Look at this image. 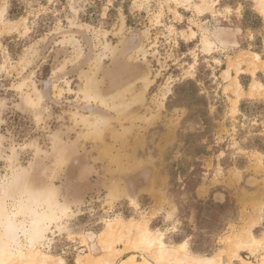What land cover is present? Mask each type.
<instances>
[{
  "label": "rangeland",
  "instance_id": "1",
  "mask_svg": "<svg viewBox=\"0 0 264 264\" xmlns=\"http://www.w3.org/2000/svg\"><path fill=\"white\" fill-rule=\"evenodd\" d=\"M261 9L0 0V264H264Z\"/></svg>",
  "mask_w": 264,
  "mask_h": 264
},
{
  "label": "trees",
  "instance_id": "2",
  "mask_svg": "<svg viewBox=\"0 0 264 264\" xmlns=\"http://www.w3.org/2000/svg\"><path fill=\"white\" fill-rule=\"evenodd\" d=\"M8 17L11 19H16L20 16V10L14 3H10L7 10ZM243 21L248 25L247 27L257 28L263 22L262 18L257 12L252 9L244 8L243 11ZM240 111L247 114H263L264 115V103L263 102H242L240 105ZM256 148L259 150H264V146L258 142Z\"/></svg>",
  "mask_w": 264,
  "mask_h": 264
},
{
  "label": "crops",
  "instance_id": "3",
  "mask_svg": "<svg viewBox=\"0 0 264 264\" xmlns=\"http://www.w3.org/2000/svg\"><path fill=\"white\" fill-rule=\"evenodd\" d=\"M257 242L256 243H263L264 242V238H262L260 241L259 240H256ZM115 256H114V258H113V260H112V262H114V260H115V258L118 256V251H116L115 253ZM131 264H141V263H137V262H131Z\"/></svg>",
  "mask_w": 264,
  "mask_h": 264
},
{
  "label": "bare ground",
  "instance_id": "4",
  "mask_svg": "<svg viewBox=\"0 0 264 264\" xmlns=\"http://www.w3.org/2000/svg\"><path fill=\"white\" fill-rule=\"evenodd\" d=\"M263 3H261L260 5L262 6ZM262 11H264L263 9H261ZM256 58H257V55L255 54ZM248 238V237H247ZM248 240V239H247ZM249 242V241H248ZM252 242H257L255 241L254 239H252ZM249 244V243H248Z\"/></svg>",
  "mask_w": 264,
  "mask_h": 264
}]
</instances>
